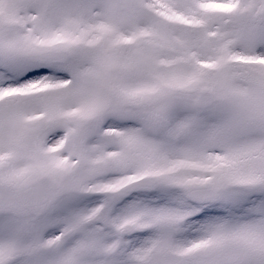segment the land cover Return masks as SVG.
<instances>
[{
    "label": "snow or ice",
    "instance_id": "1",
    "mask_svg": "<svg viewBox=\"0 0 264 264\" xmlns=\"http://www.w3.org/2000/svg\"><path fill=\"white\" fill-rule=\"evenodd\" d=\"M0 264H264V0H0Z\"/></svg>",
    "mask_w": 264,
    "mask_h": 264
}]
</instances>
